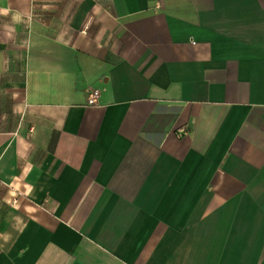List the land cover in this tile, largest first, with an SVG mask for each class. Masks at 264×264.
<instances>
[{"label": "crops", "instance_id": "obj_1", "mask_svg": "<svg viewBox=\"0 0 264 264\" xmlns=\"http://www.w3.org/2000/svg\"><path fill=\"white\" fill-rule=\"evenodd\" d=\"M0 264H264V0H0Z\"/></svg>", "mask_w": 264, "mask_h": 264}, {"label": "built area", "instance_id": "obj_2", "mask_svg": "<svg viewBox=\"0 0 264 264\" xmlns=\"http://www.w3.org/2000/svg\"><path fill=\"white\" fill-rule=\"evenodd\" d=\"M98 96H99V91L96 88H89L87 94V103L96 104Z\"/></svg>", "mask_w": 264, "mask_h": 264}]
</instances>
